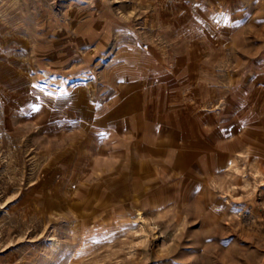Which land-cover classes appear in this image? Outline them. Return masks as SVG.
I'll use <instances>...</instances> for the list:
<instances>
[{"label":"rangeland","instance_id":"obj_1","mask_svg":"<svg viewBox=\"0 0 264 264\" xmlns=\"http://www.w3.org/2000/svg\"><path fill=\"white\" fill-rule=\"evenodd\" d=\"M211 1L0 0V264H264V94L252 68L242 80L223 68L213 48L239 25ZM237 35L256 49L264 19ZM185 70L241 115L248 93L254 109L220 135L225 167L181 184L185 195L176 187V200L143 201L140 182L111 179L126 151L119 125L96 121L120 86L155 96Z\"/></svg>","mask_w":264,"mask_h":264},{"label":"crops","instance_id":"obj_2","mask_svg":"<svg viewBox=\"0 0 264 264\" xmlns=\"http://www.w3.org/2000/svg\"><path fill=\"white\" fill-rule=\"evenodd\" d=\"M211 7L222 10L224 15L228 12L225 24L230 26L237 22L239 25L236 31H225L227 44L213 48L222 50L227 63L223 68L242 70L241 80L245 69L252 68L247 80L251 86H257L258 95L264 94V39L261 46L251 50L244 42L238 44L233 40L237 33L243 37L249 23L264 19V0H213ZM193 61L199 68L206 65L201 60ZM211 61L210 71L216 70L215 59ZM178 76V80H169L166 84L155 83V96L144 85L120 86L114 93L117 100L107 103L96 121V124L106 121L119 125L126 151L113 156V162L121 167L111 179L113 184L140 182L146 188L143 201L148 198L153 202L176 200L175 191L178 187L180 190L181 184L185 191L186 185L206 182L204 173L208 172L209 165L214 169L225 167L233 153L218 146L219 137L222 133H239V120L246 113L251 115L254 109L249 93L243 98L246 109L241 115L233 104L232 95L221 100L220 95L210 89L214 85L212 81L204 80L201 73L191 76L185 70ZM220 102L231 107L228 120H221ZM166 132L172 136H166ZM201 161L205 171L198 174L194 169ZM184 191L179 193L185 195Z\"/></svg>","mask_w":264,"mask_h":264}]
</instances>
